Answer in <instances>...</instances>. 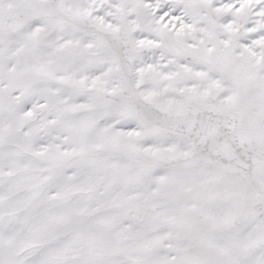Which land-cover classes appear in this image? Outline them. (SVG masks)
I'll use <instances>...</instances> for the list:
<instances>
[{
	"label": "snow or ice",
	"instance_id": "obj_1",
	"mask_svg": "<svg viewBox=\"0 0 264 264\" xmlns=\"http://www.w3.org/2000/svg\"><path fill=\"white\" fill-rule=\"evenodd\" d=\"M0 264H264V0H0Z\"/></svg>",
	"mask_w": 264,
	"mask_h": 264
}]
</instances>
